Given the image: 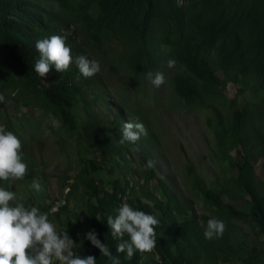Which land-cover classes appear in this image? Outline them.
<instances>
[{
	"label": "rangeland",
	"instance_id": "374dc122",
	"mask_svg": "<svg viewBox=\"0 0 264 264\" xmlns=\"http://www.w3.org/2000/svg\"><path fill=\"white\" fill-rule=\"evenodd\" d=\"M21 1V0H19ZM27 4V12L37 14L60 13V7L55 0H23ZM72 9L77 7L81 0H69ZM186 3L189 15L196 19L208 22L220 21L234 28L235 34L231 42L237 44L238 38L245 48L251 47L258 28L257 22L261 18V5L264 0H178ZM259 2L258 8L254 5ZM26 11L23 10L24 13ZM85 14L90 19L100 15L96 0L86 2ZM22 19L18 11H0V17ZM63 19L58 31L63 37H69L67 46L71 48L73 57L80 55V48L84 49L89 59L98 60L101 64L100 73L91 78L76 76L75 82L79 85L78 97L73 98L70 108L78 127L69 130L62 123L58 114L39 106L36 96L41 95L40 87H47L51 81L37 84L36 89L22 87L15 83L18 79L2 47V32L0 30V93L4 94L5 102L0 103V125L7 131L13 132L22 142L23 160L28 166V174L20 181H0V187L13 190L17 193L18 202L33 203L37 206L54 205L55 201H64L65 209L60 211L59 218L53 216L50 221L57 227L63 226L66 220L75 221L87 216V198L89 193L83 189L80 181L75 183V176L85 166L88 167V176L97 187L110 189L114 178L119 179L124 195L122 203L130 206L137 201H146L141 188L166 203L159 183L178 201V205L185 211L190 208L192 213L201 216L208 215L222 219L226 224L229 238L235 244V249L223 253L207 242H196L190 245L184 255L183 264H264V232L250 217H229L222 207H213L191 187L185 173L187 161L195 167L204 180L206 186L222 195L224 203L233 205L242 212H248L249 201L237 182V171L230 161L236 156L230 151L229 157L223 160L218 148L213 128L216 121L209 124L207 119L213 115L206 107L188 106L175 93L172 78L181 73L183 66L175 64L168 68L171 47L164 44L159 38L153 37L156 48L160 51L161 62L159 71L165 76V84L155 88L145 78H134L125 61V53L119 42L110 44L89 39L87 23L82 15L62 14ZM85 23V26H84ZM207 56L216 74L226 82L220 87L221 95H217L213 102L225 118L234 109L244 112L243 130L251 133L252 127L257 125L259 139L264 138V108L260 100L263 91L260 90L255 79L243 77L239 73H225L216 62L215 50L211 47ZM63 75V73H60ZM79 95L90 101L88 108L104 126L114 142H118V132L114 129L119 114L121 121L142 122L147 129V135L141 136L136 145H120V155L105 154L101 157L88 142L81 139V125L88 120L85 106L87 105ZM234 103V104H232ZM256 115L255 119L253 116ZM135 118H139L138 121ZM119 128H121L119 126ZM148 153L153 162L156 176L145 182V173L150 172L147 161L142 152ZM140 154V157L138 156ZM89 160H93L95 171L89 167ZM262 158L258 157L253 163L255 182L261 193L264 194V166ZM34 178L41 181L42 192H35L30 185ZM132 182L131 186L129 182ZM68 193V196L66 194ZM51 205V206H52ZM50 206V207H51ZM169 210L177 220L190 217L185 211L181 213L175 204H169ZM171 226L166 224L160 235L167 241ZM158 255L151 260L142 257L141 264H158ZM58 264V262H57Z\"/></svg>",
	"mask_w": 264,
	"mask_h": 264
},
{
	"label": "trees",
	"instance_id": "16d2710c",
	"mask_svg": "<svg viewBox=\"0 0 264 264\" xmlns=\"http://www.w3.org/2000/svg\"><path fill=\"white\" fill-rule=\"evenodd\" d=\"M60 7V13L37 14L33 11L27 12V4L21 0H0V11H18L26 20L0 17V30L2 32V47L10 67L18 73L15 83L25 88L36 89L41 83L40 78L34 71V64L39 59V53L35 49L37 40L47 38L51 35H61L58 26L63 20L60 15L69 13L71 16L82 15L84 20H91L87 23L89 39L102 43L107 41L110 44L119 42L122 51L125 53V61L130 73L134 78H145L148 71L154 72L160 66V51L153 42L157 37L164 44L171 47L169 59H174L176 64L183 66L181 73L173 76V89L175 93L188 106L206 107L211 110L214 120L209 117V124L216 121L213 132L223 160L229 157L230 151L235 152V157L230 161L237 171V182L241 192L248 197L249 210L242 212L233 205L224 203L220 194L209 189L195 167L189 162L186 163L185 173L191 187L203 198L206 203L213 207H222L229 217L245 216L257 223L260 230L264 232V194L257 187L253 171V163L261 157L264 166V138L257 143V125L252 127L251 133L243 130L244 112L234 109L229 117L225 118L218 108L213 105L217 95H221L220 87L224 88L226 82L215 72L207 56V51L213 47L215 50L216 62L220 68L227 72H235L246 78H253L260 90L264 92V5H261V18L257 22V34L251 43V47L245 48L241 44L232 43L231 39L235 34L234 28L218 21L208 22L203 19H196L189 15L186 3L178 0H96L100 9V15L96 19H90L86 12V2L81 0L71 7L69 0H55ZM257 8L259 2L254 4ZM26 11V13L23 12ZM85 26V23H84ZM62 36V35H61ZM66 44L69 37H66ZM80 55H87L86 51L80 48ZM89 58V57H88ZM80 75L76 65L73 63L70 68L60 75L53 69L50 73L51 81L47 87H40L41 95L36 96L39 106L58 114L62 123L68 126L69 130L78 127L71 106L73 98H77L80 91L79 85L75 82L76 76ZM79 97L87 104L85 106L88 120L81 125L79 137L88 142V146L101 157L105 154L120 155L118 142L111 139L110 134L105 130L101 122L93 115L87 106L90 101L82 95ZM261 108H264V93L260 100ZM234 104V103H232ZM118 121L114 129L117 130V138L120 139V129L124 122L117 114ZM256 115L253 116L255 119ZM119 126L121 128H119ZM140 157V154L138 153ZM142 157L149 161L147 152H142ZM89 167L94 171L97 169L93 160H89ZM153 165V164H152ZM88 167L81 169L74 180L83 186L89 193L87 198V216L77 220H66L59 229V232H68L69 236L76 242L73 249L81 256L91 255L96 258V264H110L107 257L100 254L99 250L85 239L89 230H95L97 238L105 243L111 250L113 256H118L121 264H141L143 256L148 259H155L158 255V264H183L187 248L196 242H207L217 250L225 253L235 249L231 242L228 231L223 236L212 240L204 238V231L207 220L212 218L208 215L197 216L188 207L185 209L190 214L188 219L177 220L169 204H175L179 212L185 213L178 201L167 191L163 183H159L166 203H163L148 190L141 188L146 201H137L132 207L137 210L152 214L159 220L155 231L157 233L156 248L151 253L137 252L131 260L126 259L124 253H117L118 241L111 236L106 220L109 215L115 216L118 206L117 194L122 191L118 178L110 183V189L97 187L91 177L88 176ZM156 176L155 169L151 167L150 172L143 177L145 182ZM79 180V181H78ZM68 196V193H66ZM66 201V195H65ZM50 205L37 206L27 203V207H38L42 212L49 214ZM61 205L58 211L49 214V220L54 216L59 218L60 211L65 209ZM171 226L168 232L167 241L160 235L166 224ZM189 264H194L188 260Z\"/></svg>",
	"mask_w": 264,
	"mask_h": 264
},
{
	"label": "clouds",
	"instance_id": "9594fccd",
	"mask_svg": "<svg viewBox=\"0 0 264 264\" xmlns=\"http://www.w3.org/2000/svg\"><path fill=\"white\" fill-rule=\"evenodd\" d=\"M35 49L39 59L34 64V71L43 80H47L53 69L57 73H64L73 63L84 78H91L101 71L98 60L89 59L86 55L73 57L65 37L61 35L37 40ZM166 64L168 68H173L176 61L168 59ZM145 77L155 88H160L166 82L164 74L159 71H148ZM4 102L5 96L0 93V103ZM138 119L135 118L136 121ZM146 135L147 129L142 122H125L120 129L118 143L136 145L141 136ZM21 149L22 142L18 136L0 125V181H20L28 174ZM152 164L149 160L146 166L150 168ZM30 187L35 192L44 190L37 178L32 180ZM121 195H124L123 191L117 194L120 200L115 216L109 215L106 223L111 236L118 241L116 252L124 253L126 259L131 260L137 252H153L157 243L155 229L160 222L156 216L122 203ZM65 203L64 199L62 205ZM49 214L38 207L25 206L18 202L15 191L0 187V264H96L94 256H81L73 251L76 242L68 232L57 230L49 220ZM225 231V222L212 217L207 220L203 235L205 239L212 240L222 237ZM85 239L107 257L110 264H121L118 256H113L109 247L97 238L94 229L85 234Z\"/></svg>",
	"mask_w": 264,
	"mask_h": 264
},
{
	"label": "built area",
	"instance_id": "2783aa9c",
	"mask_svg": "<svg viewBox=\"0 0 264 264\" xmlns=\"http://www.w3.org/2000/svg\"><path fill=\"white\" fill-rule=\"evenodd\" d=\"M130 185H131V182H130ZM64 203V201H55L54 205L51 206L50 210H49V213H54L56 211H58L59 207Z\"/></svg>",
	"mask_w": 264,
	"mask_h": 264
}]
</instances>
